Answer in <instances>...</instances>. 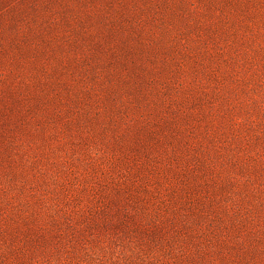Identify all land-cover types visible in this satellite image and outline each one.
<instances>
[{
	"label": "rangeland",
	"instance_id": "1",
	"mask_svg": "<svg viewBox=\"0 0 264 264\" xmlns=\"http://www.w3.org/2000/svg\"><path fill=\"white\" fill-rule=\"evenodd\" d=\"M0 264H264V0H0Z\"/></svg>",
	"mask_w": 264,
	"mask_h": 264
}]
</instances>
